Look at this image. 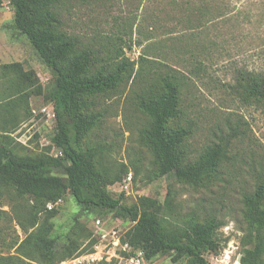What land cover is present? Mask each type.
I'll use <instances>...</instances> for the list:
<instances>
[{"label": "rangeland", "instance_id": "1", "mask_svg": "<svg viewBox=\"0 0 264 264\" xmlns=\"http://www.w3.org/2000/svg\"><path fill=\"white\" fill-rule=\"evenodd\" d=\"M0 1V65L20 62L35 73L42 90L29 97V115H22L23 107L17 110L23 118L0 141L16 157L58 156L49 139L55 111L47 94L54 75L28 38L12 28L11 4ZM215 9L220 18L209 20ZM56 10L59 29L76 38L80 49L95 52L97 66L120 51L131 63V76L116 89L83 97L96 121L80 144L102 149L93 160L102 186L127 205L138 204L142 197L153 199L162 224L170 230L213 218L218 223L213 233L218 247L205 251V259L209 264H239L253 243L242 197L264 184V101L247 97L243 90L246 82L264 83V0H64ZM161 44L163 62L183 71L178 115L170 125L188 130L183 142L187 161L195 162L206 147L223 149L215 171L197 184L175 179L171 162L162 163V173L160 161L144 143L150 118L135 98L161 73ZM184 46L195 53L197 64L181 51ZM5 79L0 70L2 96ZM31 203L27 197L0 191V255L14 254L23 239L21 224L30 222ZM48 204L51 215L42 210L28 230L40 227L57 248L71 241L82 247L95 239L93 247L98 246L103 258L81 264H127L125 253L140 250L128 243L125 250L110 243L113 231L121 240L132 224L113 212H82L67 190ZM100 233L106 234L104 239ZM261 258L264 263V253ZM63 261L71 264L70 259ZM142 264H185V257L173 262L158 255L143 258Z\"/></svg>", "mask_w": 264, "mask_h": 264}, {"label": "trees", "instance_id": "2", "mask_svg": "<svg viewBox=\"0 0 264 264\" xmlns=\"http://www.w3.org/2000/svg\"><path fill=\"white\" fill-rule=\"evenodd\" d=\"M8 2L13 10L12 28L28 38L54 75L55 81L47 94L55 111V124L49 139L60 155L16 157L0 141V191L32 201L30 222L27 226L21 224L23 239L16 244L14 254L0 255V264H59L92 251L95 239L82 247L71 241L57 248L53 237L44 236L40 227L28 230L36 224L42 210L48 212L47 217L51 215L53 209H47L46 204L55 202L59 193L65 190L71 193L82 212H113L115 216L131 221L120 242L139 248L143 258L150 260L167 255L173 262L185 257V264H209L203 253L218 247L213 237L218 223L213 218L203 223L189 222L175 230L167 229L157 214L153 199L142 197L138 204L127 205L111 196L102 186L101 175L93 163L98 153L102 154V149L80 144L85 131L96 121L87 111L88 100L83 97L114 90L124 78H129L132 68L127 57L120 51L107 56L105 65L97 66L95 52L80 49L76 38L59 29L56 8L64 0ZM208 15L209 20L221 16L216 9ZM162 48L161 44V73L157 74L152 87L135 98L139 110L150 118L144 143L160 161L162 173V163L171 162V174L175 179L197 184L215 171L218 159L224 157L223 149L220 145L209 146L195 162L187 161L183 142L188 130L170 125V120L178 115L183 71L163 62ZM181 51L188 53L197 64L195 53L189 47L184 46ZM0 70L3 78L6 74V84L2 82L3 96L0 95V138H8L22 115H29V97L42 90L35 73L23 69L20 62L1 64ZM243 90L247 97L264 101V83L246 82ZM21 107L23 113L18 117L16 112ZM114 179L118 180L119 176ZM242 204L253 243L248 255L242 254L239 264H264L261 258L264 253V184L259 183L253 192L244 194ZM125 254L128 258L134 252Z\"/></svg>", "mask_w": 264, "mask_h": 264}, {"label": "built area", "instance_id": "3", "mask_svg": "<svg viewBox=\"0 0 264 264\" xmlns=\"http://www.w3.org/2000/svg\"><path fill=\"white\" fill-rule=\"evenodd\" d=\"M51 117H54L55 119V114L51 112ZM60 155V153H59ZM47 207L50 209L51 208V205L48 204ZM95 224H99V220L98 219H95ZM99 235V234H98ZM106 236V234H102L100 233L99 235V238L101 239H104ZM120 233H116L115 231L112 232V235L110 237V243L113 245V246H119L121 247L123 250L126 249V247H128L127 244H122L120 242ZM94 249L89 252V253H82V254H79L73 258L70 259V263L71 264H81L82 262L86 261L87 263H93L95 261H98V260H101L103 258V255L101 252H99L98 250V246H94L93 247ZM67 262L65 261H62L61 264H66ZM143 263V255H142V251L139 250V251H136L134 253V255L130 256L127 258V264H142Z\"/></svg>", "mask_w": 264, "mask_h": 264}, {"label": "water", "instance_id": "4", "mask_svg": "<svg viewBox=\"0 0 264 264\" xmlns=\"http://www.w3.org/2000/svg\"><path fill=\"white\" fill-rule=\"evenodd\" d=\"M235 264H237V262Z\"/></svg>", "mask_w": 264, "mask_h": 264}]
</instances>
